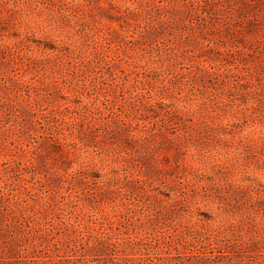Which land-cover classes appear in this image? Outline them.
Listing matches in <instances>:
<instances>
[{"label":"rangeland","instance_id":"1","mask_svg":"<svg viewBox=\"0 0 264 264\" xmlns=\"http://www.w3.org/2000/svg\"><path fill=\"white\" fill-rule=\"evenodd\" d=\"M0 264H264V0H0Z\"/></svg>","mask_w":264,"mask_h":264}]
</instances>
